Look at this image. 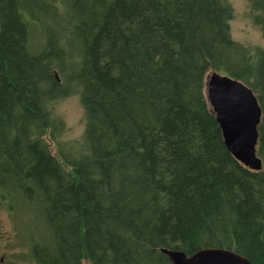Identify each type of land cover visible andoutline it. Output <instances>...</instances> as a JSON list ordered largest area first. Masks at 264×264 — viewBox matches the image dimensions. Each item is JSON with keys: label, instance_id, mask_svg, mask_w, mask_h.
<instances>
[{"label": "trees", "instance_id": "obj_1", "mask_svg": "<svg viewBox=\"0 0 264 264\" xmlns=\"http://www.w3.org/2000/svg\"><path fill=\"white\" fill-rule=\"evenodd\" d=\"M247 3L264 40V0ZM232 19L228 0H0V210L31 264H264V48ZM213 72L257 98L258 172L224 145ZM74 95L84 130L65 140Z\"/></svg>", "mask_w": 264, "mask_h": 264}, {"label": "water", "instance_id": "obj_2", "mask_svg": "<svg viewBox=\"0 0 264 264\" xmlns=\"http://www.w3.org/2000/svg\"><path fill=\"white\" fill-rule=\"evenodd\" d=\"M206 97L227 151L247 169L262 170V160L256 153L257 127L262 113L252 90L213 72L206 79ZM161 253L171 264H250L247 259L223 249L202 250L191 257L176 251L162 250Z\"/></svg>", "mask_w": 264, "mask_h": 264}, {"label": "rangeland", "instance_id": "obj_3", "mask_svg": "<svg viewBox=\"0 0 264 264\" xmlns=\"http://www.w3.org/2000/svg\"><path fill=\"white\" fill-rule=\"evenodd\" d=\"M233 9V19L230 22V32L234 41L250 47L264 48V40L259 30L251 21V12L247 0H228ZM57 112L64 119L67 131L63 139H77L84 130V113L79 96L74 95L57 106ZM0 257L4 264H31L27 257L25 246L16 242L12 222L0 210Z\"/></svg>", "mask_w": 264, "mask_h": 264}, {"label": "flooded vegetation", "instance_id": "obj_4", "mask_svg": "<svg viewBox=\"0 0 264 264\" xmlns=\"http://www.w3.org/2000/svg\"><path fill=\"white\" fill-rule=\"evenodd\" d=\"M5 263V259L0 257V264H4Z\"/></svg>", "mask_w": 264, "mask_h": 264}, {"label": "bare ground", "instance_id": "obj_5", "mask_svg": "<svg viewBox=\"0 0 264 264\" xmlns=\"http://www.w3.org/2000/svg\"><path fill=\"white\" fill-rule=\"evenodd\" d=\"M27 26H29V24H27ZM233 79V78H232ZM234 80H236V79H234ZM237 81H239V80H237ZM239 82H241V81H239ZM242 83V82H241ZM243 84V83H242Z\"/></svg>", "mask_w": 264, "mask_h": 264}]
</instances>
